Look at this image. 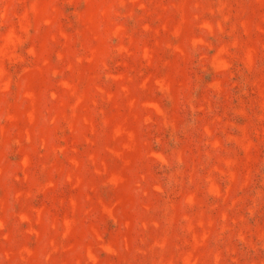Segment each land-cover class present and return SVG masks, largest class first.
<instances>
[{
  "label": "rangeland",
  "instance_id": "obj_1",
  "mask_svg": "<svg viewBox=\"0 0 264 264\" xmlns=\"http://www.w3.org/2000/svg\"><path fill=\"white\" fill-rule=\"evenodd\" d=\"M0 264H264V0H0Z\"/></svg>",
  "mask_w": 264,
  "mask_h": 264
}]
</instances>
